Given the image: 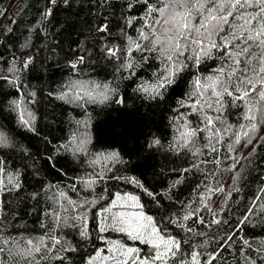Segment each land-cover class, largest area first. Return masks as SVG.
<instances>
[{"label":"snow or ice","instance_id":"obj_1","mask_svg":"<svg viewBox=\"0 0 264 264\" xmlns=\"http://www.w3.org/2000/svg\"><path fill=\"white\" fill-rule=\"evenodd\" d=\"M77 2L43 0L39 23L46 25L45 33H55L58 28L61 31L70 29L74 22L71 19L59 21L57 14L62 8L70 10ZM89 2L105 12L115 7L113 0ZM136 6L142 7L140 16L125 12L116 24L122 43H112L109 39L115 33L107 15L91 29L96 34L94 39L104 41L99 45L100 51L114 65L119 77L113 75L111 81L85 79L86 66L91 63L85 54L89 48L82 47L77 40V51L67 59L66 66L70 70L67 82L59 91L50 90L48 95L67 103H114L119 106L116 109L119 121L120 117L137 116L139 108L135 107L133 96L121 95L117 80L131 81L135 85L132 92L137 94L136 99L143 98L157 106L165 100L169 89L184 83L187 91L173 109L176 115L171 117L172 141L164 145L158 136L149 132L141 145V137L131 135L127 123L113 121L108 150L102 153L90 152V137L80 134H74L63 144H53L49 151L47 145L52 142L36 128L34 113L28 111L25 116L23 107L25 103L36 102L37 93L25 90L20 76L24 70L33 71L35 58L28 54L20 57L12 54L11 66L6 73L0 72V93L5 85L16 89L17 96L11 100V107L18 112L20 124L40 138L48 166L67 176L63 167H58L57 157L71 152L78 162L86 163L92 171L73 178L71 184L64 186L77 193L76 199L51 183L30 194L24 193L21 177L28 167H35L26 162L33 160V156L16 157L21 166L10 167L12 158L0 152V264H42L46 260L73 264L72 254L82 252L81 241L90 242L94 251L87 253L80 264H213L214 261L219 264L230 249L236 264H264V241L254 246L239 235L251 223L257 203L250 204L235 222L225 216L226 212H231L228 200L233 192L242 191L240 180L247 179L242 177L243 168L237 171L240 159L249 160L257 146L264 144V135H259L264 131V0H122L121 3L128 11ZM130 28L135 35L129 34ZM36 30L35 25L29 28L30 32ZM6 31L11 32L12 28ZM0 61L5 65L9 63L3 53H0ZM151 62H158V66ZM43 63L45 61H41ZM151 67H155L154 79L148 83L137 72L140 68L148 71ZM232 117H235L234 122ZM117 126L121 131L115 130ZM132 141L133 146L128 147ZM225 144L229 153H237V146L252 145L248 156L228 157L233 161L228 170L234 175L227 192L221 181L215 186L207 182L209 177H215V172L206 168L209 163L217 167L222 163L220 149ZM12 146L11 137L0 130V148ZM152 149H165L175 155L185 153L191 157L188 167L181 172L201 173L204 177L197 185L201 190L198 200L193 203L211 212L212 197L224 193V201L218 211L212 212L210 220L206 221L200 214V206L192 207L191 204L182 209V215L172 213L141 179L128 174L141 164L149 166ZM81 156L85 157L83 161ZM259 178L264 180V173ZM108 181L142 189L161 211L150 214L138 195L122 191L118 185L112 191L107 187ZM77 182L81 188L77 187ZM53 187L56 192L49 197L51 204L41 213L44 219L38 218L40 228L45 231L35 235L27 230L22 217L17 219L19 213L8 208L7 197L11 195L12 203L21 201L22 194L23 201L38 200L43 191L51 192ZM259 193L253 197L254 201L264 200V186L259 188ZM190 220L206 228L215 225L218 231L223 228L224 234L196 232L188 223ZM171 226L206 239L193 244L190 236L186 239L173 234ZM65 229L71 230L74 239L68 238ZM109 233L126 239L112 238ZM237 240L239 246H235ZM96 241L105 247L97 246ZM210 242L216 244L211 252L207 251ZM185 244L192 250L186 251Z\"/></svg>","mask_w":264,"mask_h":264},{"label":"trees","instance_id":"obj_2","mask_svg":"<svg viewBox=\"0 0 264 264\" xmlns=\"http://www.w3.org/2000/svg\"><path fill=\"white\" fill-rule=\"evenodd\" d=\"M122 0H113L114 8H110L105 12L104 9L97 8L95 3H90L89 0H78L73 4L69 10L62 8L57 14V20L64 21L71 19L74 23L70 29L64 28L63 31L57 29L55 33L46 34L44 28L46 25H41L40 11L44 7L43 0H0V53L4 54V59L9 61L5 65L0 61V72L6 73L7 68L11 66L10 57L15 54L20 57L22 54L32 55L35 58L33 64V71L24 70L20 73L21 80L25 90L35 91L37 93L36 102L24 104L25 116L27 112L31 111L35 115L36 128L52 142L47 145L49 151L53 144H63L68 141L74 134L87 135L90 137L91 143L88 145V150L93 154L102 153L108 150V145L112 137V124L117 121L119 113L116 109L119 107L114 103L110 104H76L67 103L50 97L48 92L59 91L60 86L65 84L68 80L67 59L70 58L73 52L77 51V40L80 41L81 46H87L90 64L86 66L85 79L92 78L97 81H111L113 75L119 77V73L114 71V65L110 64L100 51L99 45L104 43L103 40L94 39V34L91 29L96 23L107 15L113 22V32L115 35L110 37L112 43H122L119 30L116 24L120 22L122 14L127 12L129 15L140 16L142 14V7L136 6L131 11L121 7ZM137 23H140L139 21ZM36 26L35 32H30L31 26ZM11 27L12 31H6ZM130 35H135L134 31L128 29ZM27 41V46H24ZM71 49V50H70ZM134 55H137L134 53ZM139 58V57H138ZM41 61L45 63L41 64ZM158 66V62H151ZM19 67V65H17ZM149 65H145L148 68ZM155 72V67L145 71L144 68L138 69L137 74L142 77L143 81L152 83ZM127 73H125V76ZM133 79H136L133 77ZM120 84L121 95L127 94L133 96L135 99V107L139 108V114L131 119L120 117L118 124L127 123L129 132L134 137L139 135L141 137L140 144H144L143 137L151 132L161 139L164 145H168L173 138L174 128L171 124V117L176 115L173 111L178 106V101L182 98L183 93L187 91V86L181 83L179 87L169 89L164 101L157 106L154 102L149 103L146 99H136L137 94L132 92L135 85L129 80H117ZM141 81H137L140 83ZM17 92L15 88L4 86L3 92L0 93V130L6 132L12 139L13 146L9 148H0V152H5L12 159L9 160V166H21V161L16 159L19 156H33V160L26 161L29 165L34 164L33 167H28L24 170L21 177L24 182V193H32L34 190L41 188L43 185L51 183L54 186L61 187V190L68 192L73 199L77 198V193L64 187L73 182V178L82 177L92 169L85 163L81 164L71 154V152L63 153L57 157L58 167H63L67 172L64 176L48 166L46 163V156L44 155V145L41 144L40 138L32 132L28 131L20 124V117L18 112L11 107V100L16 98ZM132 103L131 101L129 102ZM184 111V109H181ZM235 121V117L231 118ZM242 122V121H241ZM116 131H121L119 126ZM259 135H264L261 131ZM134 141L130 142L128 147L133 146ZM203 144V140H201ZM255 143V141H254ZM237 153H229L227 144L220 149V158L222 163L217 167L215 164H207L206 168L215 172V177H209L208 183L215 186L217 181H221L225 191L229 190V185L232 184L234 173L228 170L232 164V160L228 159L231 155L248 156L252 151V145L247 147L237 146ZM146 155L148 153H145ZM84 156L80 157L83 161ZM191 159L185 153L175 155L165 149H152L151 156L148 160V167L141 164L135 171L129 172V175L136 176L145 183V187L154 193L164 205L169 208L172 213L182 215V209L191 204L192 207H198V203L193 201L198 200L200 189L197 185L204 179L201 173H182L183 168L188 167V162ZM99 167V165H97ZM243 168L242 177L239 186L242 191L240 193L233 192L231 199L228 200V206L231 212H226L225 216L232 222L239 219L248 209L250 204L257 203L255 214L251 216V223H249L245 230L241 232L240 237L249 239L254 246L259 245L264 241V200L254 201L253 197L260 195L259 188L264 186V180L260 179L261 173H264V144L257 146L254 156L249 160L240 159L237 165V171ZM38 172L39 175L35 173ZM180 180V183H176ZM173 184H176L173 187ZM122 191L132 192L141 198V202L147 206L150 214L156 215L161 211L155 204L151 196L147 195L142 189L137 188L131 184H121L117 181H108L107 187L115 191L117 186ZM104 185H100L103 187ZM77 187L82 186L77 182ZM98 187L97 191L100 190ZM56 192V187L52 191L47 190L41 193L38 200L23 201V194L21 201L12 203V197H7L8 208L19 213L17 219L21 217L27 223V230L33 232L35 235L42 234L45 229L40 228L38 218L44 219L41 213L51 204L49 199ZM86 194V193H85ZM224 193H218L212 197L213 203L211 205V212L201 207V215L206 221L212 217V212L219 210L224 201ZM35 205V211L33 206ZM8 209H6L7 211ZM195 219V217H193ZM47 222V221H46ZM192 224V221H188ZM196 232H206L209 235L217 234L222 236L224 234L223 228L219 231L217 226L206 228L201 224H192ZM227 227V226H224ZM23 230V229H21ZM34 230V231H33ZM173 234L178 237H191L193 244L202 243L206 237H201L195 233H185L179 228L171 226ZM230 230V229H229ZM69 233L68 238L74 239L71 235L70 229H65ZM109 236L115 239H126L119 236L117 233H109ZM131 243V242H129ZM97 246L105 247V245L96 241ZM235 246H239V240ZM234 246V247H235ZM82 252L73 253V264H80L81 259L86 258V254L94 251L90 242H80ZM186 251L192 249L187 244L184 245ZM216 247L215 242H210L207 245V251L211 252ZM203 250V249H202ZM232 249L224 253V259L219 264H236L231 254ZM42 264H58L56 261L46 260ZM217 264V262H213Z\"/></svg>","mask_w":264,"mask_h":264}]
</instances>
